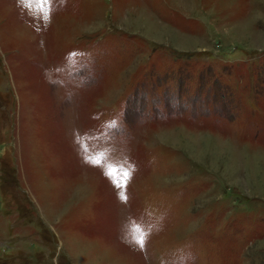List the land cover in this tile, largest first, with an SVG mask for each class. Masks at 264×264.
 <instances>
[{"label": "rangeland", "instance_id": "obj_1", "mask_svg": "<svg viewBox=\"0 0 264 264\" xmlns=\"http://www.w3.org/2000/svg\"><path fill=\"white\" fill-rule=\"evenodd\" d=\"M0 264H264V0H0Z\"/></svg>", "mask_w": 264, "mask_h": 264}, {"label": "snow or ice", "instance_id": "obj_2", "mask_svg": "<svg viewBox=\"0 0 264 264\" xmlns=\"http://www.w3.org/2000/svg\"><path fill=\"white\" fill-rule=\"evenodd\" d=\"M30 6V5H29ZM125 175H127V173H125ZM145 239V234L143 232H140L138 239H137V243L142 247L143 246V242Z\"/></svg>", "mask_w": 264, "mask_h": 264}]
</instances>
